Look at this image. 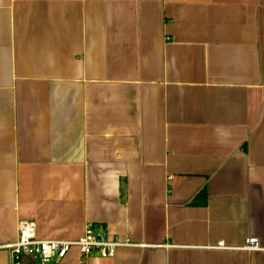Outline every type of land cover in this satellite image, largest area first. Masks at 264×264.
<instances>
[{
  "label": "crops",
  "instance_id": "crops-1",
  "mask_svg": "<svg viewBox=\"0 0 264 264\" xmlns=\"http://www.w3.org/2000/svg\"><path fill=\"white\" fill-rule=\"evenodd\" d=\"M24 221L127 243L86 264H264V0H0V264Z\"/></svg>",
  "mask_w": 264,
  "mask_h": 264
},
{
  "label": "built area",
  "instance_id": "built-area-1",
  "mask_svg": "<svg viewBox=\"0 0 264 264\" xmlns=\"http://www.w3.org/2000/svg\"><path fill=\"white\" fill-rule=\"evenodd\" d=\"M96 225L88 224L82 237L76 241L41 240L37 237L34 223L21 222L18 227V237L13 242H7L3 248L9 254L10 264H27L26 258L40 263L63 261L73 248H77L80 264H86V260L93 254L101 258L114 257L118 248L127 243L108 240L106 233L99 231ZM218 248H225L224 243H219ZM248 251H259L257 240L249 239L244 247Z\"/></svg>",
  "mask_w": 264,
  "mask_h": 264
}]
</instances>
